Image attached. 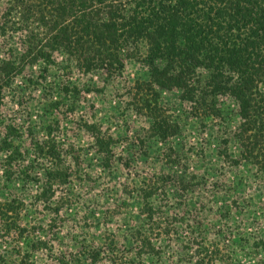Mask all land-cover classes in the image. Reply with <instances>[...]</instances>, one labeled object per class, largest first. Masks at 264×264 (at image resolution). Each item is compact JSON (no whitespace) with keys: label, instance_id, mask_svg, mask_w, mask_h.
Returning <instances> with one entry per match:
<instances>
[{"label":"trees","instance_id":"16d2710c","mask_svg":"<svg viewBox=\"0 0 264 264\" xmlns=\"http://www.w3.org/2000/svg\"><path fill=\"white\" fill-rule=\"evenodd\" d=\"M1 1L4 6L0 19V105L5 88L17 76L27 78L32 85L36 82L34 78L46 80L53 67L59 73L73 69L85 75L98 72L110 75L121 73L128 60H135L140 72L134 79L126 109L147 123L148 138L161 145L160 156L165 154L168 159L177 156L179 149L170 140L190 118L197 123L210 121L222 133L224 125L234 123L229 135L240 148L239 157L232 158L226 153L227 148L216 149L221 156L231 159V165L245 161L264 173V0ZM9 24L16 26L14 31L19 35L14 48L7 43ZM56 85V95L50 97L45 111L54 115L53 124L58 126L61 118L55 115L56 110L65 103L71 110L72 106L67 105L75 99H69L68 94L74 97L79 89L72 82ZM167 92L175 96L173 114H168L169 108L163 102V94ZM178 112L184 115V121L175 115ZM83 127L90 131L102 171L109 173L114 162L115 139L105 136L95 123H85ZM56 129L53 126L52 130L50 123L45 122L49 139L39 141L30 131L29 143L24 147L21 127L9 124L0 139V156L5 158L0 161V189L7 183L15 184L24 196L26 186L41 181L32 196L43 207H51L50 221L59 218L67 201L74 198L72 193L71 197L54 201L53 185L75 186L74 183L80 185L78 179L82 180L78 157L67 150V155L64 154L54 140ZM137 142L143 143L141 139ZM227 142L228 138H224L220 144ZM133 145L128 144L124 151H131ZM68 155L75 169L66 162ZM47 161L48 167L39 168ZM169 171L172 172L153 180L146 178L140 188L146 193L136 194L144 216L143 228L133 224L121 242L111 239L104 246H94L87 252L89 264L102 258L108 262L119 259L121 255L117 253L123 250L122 246L136 251L128 264L150 260L155 255L156 259L166 260L164 263L174 261V264L240 263L244 250L239 253L238 249L229 248L221 254L218 246L210 249L205 244L209 224L202 222L203 208L189 203L186 229L179 223L176 226L169 220L158 222L154 218L156 209L150 198L153 190L163 188L158 183L165 181L164 177L183 193L195 194L205 189L200 187L206 179L201 173L172 167ZM162 194L166 196L165 190ZM22 201L11 198L0 204V221L7 234L22 236L27 231V226L16 223V209L23 206ZM177 229L186 232L187 243L180 240ZM170 232L175 235L173 239L169 238ZM159 235H165L161 252H157L154 243ZM190 240L198 242L193 244ZM24 243L27 249L32 246L28 239ZM33 244L40 247L45 242L38 240ZM80 256L78 251L76 258L64 257L68 262H76L81 261ZM257 262L264 264L262 259Z\"/></svg>","mask_w":264,"mask_h":264},{"label":"rangeland","instance_id":"374dc122","mask_svg":"<svg viewBox=\"0 0 264 264\" xmlns=\"http://www.w3.org/2000/svg\"><path fill=\"white\" fill-rule=\"evenodd\" d=\"M3 6L0 0L1 20ZM9 26L7 43L14 48L19 35L14 31L15 25ZM57 58L59 60V56ZM138 65L137 61L128 60L121 73L110 75H105L104 72L85 75L73 69L59 73L53 67L48 71L46 80L41 77L39 80L34 78L36 82L31 85L27 78L20 75L5 88L0 105V139L5 136L6 125L13 124L21 127L23 133L20 138L24 147L29 143L30 131L37 140L44 141L49 139L44 130L45 122L50 123L52 130L53 126L57 128L54 131V140L59 142L64 154L67 155V150L78 157L83 181L78 179L80 185L74 183L75 186H56V183L53 185L54 201L74 194V198L68 200L60 211V217L53 221H50L51 207H43L41 201L32 196L36 185L40 186L41 181L26 186L24 196H21L23 191L15 184L7 183L5 188L2 187L1 205V202L11 198L23 200V206L16 209L19 217L16 223L27 226V231L22 236L14 232L7 234L0 221V264H89L86 259L87 252L94 246H104L103 243L111 239L121 242L129 230H132L133 224L143 228L141 222L144 216L140 213L139 197L136 194L146 193L147 190L140 189L144 187L146 178L153 180L157 176H164L172 172L169 171L171 167L201 173L206 179L200 187L205 189L195 194L194 191L183 193L164 177L166 182L158 183L163 188L153 190L150 198L156 209L154 218L158 222L169 220L176 226L179 223L186 229L184 223L189 219L186 217L187 207L189 203L195 204L196 208L205 210L202 222L209 224L205 243L208 248L218 246L216 248L221 254H225L229 248L238 249L239 253L244 250L239 264H257V259L264 261V173L245 161L231 165V159L221 156L216 149L220 147L222 151L227 148L228 155L236 159L239 157L240 148L229 135L234 123L224 125L222 133L217 129L218 125L214 128L210 121L204 119L197 123L190 118L183 129L170 140L179 149L177 156H172L170 160L165 154L160 156L158 147L161 145L148 138L149 133L145 130L147 123L126 109L134 79L140 72ZM67 82L77 86L79 92L77 95L73 94L74 97L68 94L71 97L69 99H75V102L67 105L68 108L72 106L71 110L66 108L67 103L56 110L55 115L61 118L56 126L52 121L54 115L45 111L46 103L50 97L56 95V84L63 85ZM172 93L163 94L164 105L169 108L168 114H173L172 110L176 107ZM177 114L185 120L181 112L175 115ZM85 123L97 124L105 136H113L115 139L114 162L109 173L102 171L98 156L94 152L90 131L83 127ZM224 138H228V142L222 145L220 141ZM138 139L143 143H138ZM132 143L135 148L126 153V146ZM4 159L0 156V161ZM66 162L72 169L76 168L69 155ZM49 165L47 161L39 168ZM38 175L42 176L40 172ZM124 192L127 193L124 195ZM87 212L88 219L85 218ZM171 232L169 238L173 239L175 235ZM178 233L181 235L180 240L187 243L186 232L179 229ZM164 237L165 235H159L154 241L157 252H161ZM27 239L32 243L29 249L24 243ZM38 240L45 244L40 247L34 245ZM190 242L196 244L198 241ZM230 242L232 244L229 246ZM122 248L117 253L121 255L119 259L112 258L116 260L108 262L102 258L96 264H128L136 251L124 246ZM78 251L82 255L79 257L81 261L68 262L67 257L76 258ZM156 256L150 260H137L134 264L175 263H164L166 260L156 259Z\"/></svg>","mask_w":264,"mask_h":264}]
</instances>
